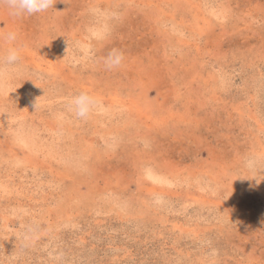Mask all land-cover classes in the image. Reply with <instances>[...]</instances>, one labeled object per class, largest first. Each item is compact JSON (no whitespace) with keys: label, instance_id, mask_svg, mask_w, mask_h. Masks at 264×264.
Segmentation results:
<instances>
[{"label":"rangeland","instance_id":"rangeland-1","mask_svg":"<svg viewBox=\"0 0 264 264\" xmlns=\"http://www.w3.org/2000/svg\"><path fill=\"white\" fill-rule=\"evenodd\" d=\"M7 31L0 264H264V0H57Z\"/></svg>","mask_w":264,"mask_h":264},{"label":"clouds","instance_id":"clouds-1","mask_svg":"<svg viewBox=\"0 0 264 264\" xmlns=\"http://www.w3.org/2000/svg\"><path fill=\"white\" fill-rule=\"evenodd\" d=\"M57 0H0V9L9 16L22 18L43 13L54 8ZM18 34L15 31L0 32V41L9 45L6 53L0 55V74L16 67L20 60V49L15 46ZM124 60V54L119 49H112L104 58L103 63L107 70L118 69ZM100 107V101L87 92L73 95L68 100V110L75 118L87 120Z\"/></svg>","mask_w":264,"mask_h":264}]
</instances>
